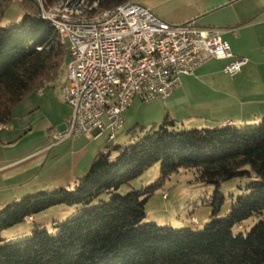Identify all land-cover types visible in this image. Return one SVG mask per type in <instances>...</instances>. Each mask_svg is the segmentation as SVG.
Instances as JSON below:
<instances>
[{
	"label": "trees",
	"instance_id": "16d2710c",
	"mask_svg": "<svg viewBox=\"0 0 264 264\" xmlns=\"http://www.w3.org/2000/svg\"><path fill=\"white\" fill-rule=\"evenodd\" d=\"M11 1L0 0V127L9 125L13 109L53 82L69 60L67 46L35 2L18 0L21 21L2 24ZM42 1L50 8L62 0ZM129 1L86 0L97 4L95 12ZM174 126L165 118L132 144L104 147L70 189L28 194L1 208L0 264H264V117L245 126L230 121L211 128ZM154 164H159L154 184L118 193ZM179 170H195L199 182L215 187L212 217L222 203L221 183L251 181L224 217L201 230L143 223L149 197ZM62 205L75 207V215L53 223L54 234L35 224L38 214ZM253 216L260 220L245 235L233 233ZM27 221L35 224L30 237L3 242L5 230Z\"/></svg>",
	"mask_w": 264,
	"mask_h": 264
},
{
	"label": "built area",
	"instance_id": "2783aa9c",
	"mask_svg": "<svg viewBox=\"0 0 264 264\" xmlns=\"http://www.w3.org/2000/svg\"><path fill=\"white\" fill-rule=\"evenodd\" d=\"M62 44L67 46V85L63 100L71 113L54 144L121 130L131 101L165 100L208 60H228L223 73L238 74L246 64L222 39L224 30L200 28L194 21L168 24L132 0L95 12L97 4L62 0L45 8L31 0ZM235 34V30H231Z\"/></svg>",
	"mask_w": 264,
	"mask_h": 264
},
{
	"label": "crops",
	"instance_id": "0c3cea01",
	"mask_svg": "<svg viewBox=\"0 0 264 264\" xmlns=\"http://www.w3.org/2000/svg\"><path fill=\"white\" fill-rule=\"evenodd\" d=\"M136 2L171 25L194 21L200 28L224 30L222 39L229 44L234 57L246 60L241 71L234 76L223 73L228 60L213 59L198 67L192 75L181 76L188 85L187 91L177 89L161 100L165 104L163 119L173 120L176 129H192L216 127L227 121L236 126L253 125L264 117V0ZM231 30H235V34ZM193 91L202 93L200 97L205 101L202 107L232 108L237 112V118L218 121L199 113L198 104L192 101L194 97H188ZM135 101L143 102L138 98L131 101L124 113L123 126L117 133L130 127L128 111ZM69 116L70 110L63 108L58 120L20 121L19 124L0 127V134H4L0 137V209L28 194L70 189L86 173L103 149L98 139L105 134L108 140V135L103 132L97 137H80L54 144L53 136L65 133ZM160 118L152 126H158L163 121Z\"/></svg>",
	"mask_w": 264,
	"mask_h": 264
},
{
	"label": "rangeland",
	"instance_id": "374dc122",
	"mask_svg": "<svg viewBox=\"0 0 264 264\" xmlns=\"http://www.w3.org/2000/svg\"><path fill=\"white\" fill-rule=\"evenodd\" d=\"M84 1L86 2V0H83V2ZM23 14L24 11L19 3L12 0L5 13L2 24L19 23ZM67 63L68 61L63 62L59 74L53 82L40 90L29 93L21 103L13 109L10 124H19L20 121L32 123V120L38 123H42L45 120L54 121L58 120L61 116L63 108L70 110L64 102L62 95V88L67 85ZM196 83L199 84L201 82ZM187 87L188 85L181 78V84L177 89L181 88L186 90ZM190 95L191 96L188 95V97H194L192 101L198 104V108L200 109L198 110L199 113H204L211 119L221 121L225 118L233 120L237 118V112L232 108L215 110L214 108L202 107L201 104H205V101L200 97L202 93L193 91ZM195 96L197 97L195 98ZM184 106L188 107L187 105ZM164 107L165 104L160 99L151 102L135 101L128 111V115L131 116L128 121V123L131 124L130 127L124 128L123 133H116L112 141H108L107 136L103 134L98 139V142L101 143L103 149L106 146L132 144L138 137H142L146 131L150 129L154 121L159 117H161V120L163 119L165 115ZM250 114L251 113H249V116ZM148 124H150V126H147ZM218 125L221 126L223 124ZM132 128H135V130L130 133L129 131ZM116 155L117 152H111V158H114ZM158 177L159 164H154L129 185L121 187L118 193L124 195L133 190H141L154 184ZM250 181V179H233L221 183L219 186V195L222 197V203L218 214L212 217V206L210 204L214 196L215 187L199 182L195 170H179L177 173L171 174L169 178L163 182L162 186L149 197L145 204L146 218L143 223H154L158 226H168L173 229L190 228L193 230H201L203 226L208 224L211 220L224 217L235 199L247 193L245 186ZM102 198L107 200L105 196ZM74 212L75 207L66 205L56 206L38 214L34 222L39 228L47 230L50 234H54L56 229L53 228V223H62L72 218L75 215ZM259 220L260 217L253 216L244 221L240 227L233 228V233H242L245 235ZM35 224L27 221L5 230L1 234V237L4 239L3 242L10 243L30 237Z\"/></svg>",
	"mask_w": 264,
	"mask_h": 264
}]
</instances>
